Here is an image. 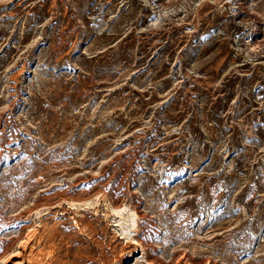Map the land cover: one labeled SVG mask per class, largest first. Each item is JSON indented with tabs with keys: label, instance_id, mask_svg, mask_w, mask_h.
<instances>
[{
	"label": "rangeland",
	"instance_id": "374dc122",
	"mask_svg": "<svg viewBox=\"0 0 264 264\" xmlns=\"http://www.w3.org/2000/svg\"><path fill=\"white\" fill-rule=\"evenodd\" d=\"M0 264H264V0H0Z\"/></svg>",
	"mask_w": 264,
	"mask_h": 264
}]
</instances>
